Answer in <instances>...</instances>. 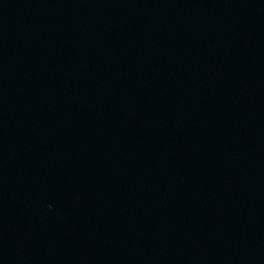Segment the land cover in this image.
Here are the masks:
<instances>
[{
    "label": "water",
    "instance_id": "95a60500",
    "mask_svg": "<svg viewBox=\"0 0 264 264\" xmlns=\"http://www.w3.org/2000/svg\"><path fill=\"white\" fill-rule=\"evenodd\" d=\"M0 264H264V0H0Z\"/></svg>",
    "mask_w": 264,
    "mask_h": 264
}]
</instances>
